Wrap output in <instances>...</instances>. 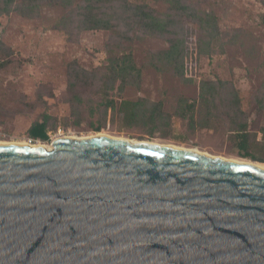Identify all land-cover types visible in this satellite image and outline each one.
Instances as JSON below:
<instances>
[{
	"label": "water",
	"instance_id": "obj_1",
	"mask_svg": "<svg viewBox=\"0 0 264 264\" xmlns=\"http://www.w3.org/2000/svg\"><path fill=\"white\" fill-rule=\"evenodd\" d=\"M0 264H264V169L108 135L0 144Z\"/></svg>",
	"mask_w": 264,
	"mask_h": 264
},
{
	"label": "rangeland",
	"instance_id": "obj_2",
	"mask_svg": "<svg viewBox=\"0 0 264 264\" xmlns=\"http://www.w3.org/2000/svg\"><path fill=\"white\" fill-rule=\"evenodd\" d=\"M146 3L158 13H165L167 0H130ZM218 17L223 47L214 43L210 54H199L196 25L185 22L188 52L183 80L150 65V53L168 48L166 38L130 32L132 40L123 41L124 52H132L142 69L140 86L128 85L104 95L99 85L83 87L80 113L73 112L69 101L70 66L77 64L89 72L101 74L108 64V44L119 39L125 27L118 30L84 31L78 40L54 27L66 13L61 5H43L37 17L18 13L0 16V40L10 49L9 63L0 67V143H30L28 129L44 112L52 116L48 141L33 143L50 145L58 137L82 138L97 134L136 141L156 142L194 150L223 159H240L264 164V109L257 94L264 91V12L263 0H185ZM80 0H76V3ZM237 34L235 41L228 42ZM0 52V61L5 59ZM204 80L228 81L237 90L240 110L244 112L251 132L249 151L257 158L242 157L238 139L232 132L231 120L219 111L211 115L200 99ZM146 98L161 101L172 115L170 125L143 119L127 125L119 106L122 100ZM181 98L195 102L194 123L174 112ZM113 100L115 108L106 112ZM206 124L207 127H204ZM97 127H102L97 130ZM17 142V143H16ZM19 142V143H18Z\"/></svg>",
	"mask_w": 264,
	"mask_h": 264
},
{
	"label": "trees",
	"instance_id": "obj_3",
	"mask_svg": "<svg viewBox=\"0 0 264 264\" xmlns=\"http://www.w3.org/2000/svg\"><path fill=\"white\" fill-rule=\"evenodd\" d=\"M169 7L165 13H158L146 3H134L130 0H0V16L18 13L33 18L40 14L43 5H61L66 13L55 23L54 27L63 31L70 41L78 40L84 31L118 30L125 27L119 34V39L110 42L111 52L108 64L101 74L89 72L76 63L70 66L69 101L73 112L80 113L83 101V87L99 85L100 91L108 95L118 84L120 90L128 85L140 86L142 69L137 66L132 52H124L123 41L132 40L129 35L133 30L152 34L167 39L166 49L150 53V65L158 71L169 72L183 80L185 77V57L188 52L185 22L196 25L199 54L210 55L214 51V43L220 41L223 47L222 29L218 17L212 11H204L187 3L185 0H167ZM264 4V0H263ZM264 22V12L261 16ZM237 34L228 42L235 41ZM0 52L5 53V59L0 61V67L9 63L11 55L5 43L0 40ZM200 99L207 105L208 112L213 110L226 115L232 124V132L238 139V147L242 157L257 158L249 151L251 132L244 112L240 110V98L233 84L228 81L204 80L200 86ZM257 103L264 109V91L257 94ZM195 102L181 98L175 110L180 117H188L191 125L194 123ZM105 110L115 108L113 100L105 105ZM119 111L127 125L139 124L141 120H153L170 125L171 114L166 113L161 101L152 102L146 98L121 101ZM52 116L44 112L28 129V135L33 140L48 141L50 120ZM204 127H207L204 124ZM102 127H97L101 130ZM264 132V128H263Z\"/></svg>",
	"mask_w": 264,
	"mask_h": 264
},
{
	"label": "bare ground",
	"instance_id": "obj_4",
	"mask_svg": "<svg viewBox=\"0 0 264 264\" xmlns=\"http://www.w3.org/2000/svg\"><path fill=\"white\" fill-rule=\"evenodd\" d=\"M101 135H103V134H97V135H92V136H101ZM92 136H88V137H92ZM70 138H74V137H70ZM121 139H123V138H121ZM123 140L129 141V142H138V141H136L134 139H123ZM148 143L154 144V145L174 147L172 145L158 144L156 142H150V141ZM0 144H6V142L5 143L4 142L3 143H0ZM9 144H13V142L12 143H9ZM16 145H30V146H36V147H44L45 149H48V150L52 149V143H51V146L50 145L48 146V145L42 144V143H35V144L34 143H25V144H16ZM175 148H177V147H175ZM227 160H229V159H227ZM229 161H231V162H248V163L254 164V165H256V166L264 169V164L258 163V162L245 161V160H240V159H232V160H229Z\"/></svg>",
	"mask_w": 264,
	"mask_h": 264
},
{
	"label": "built area",
	"instance_id": "obj_5",
	"mask_svg": "<svg viewBox=\"0 0 264 264\" xmlns=\"http://www.w3.org/2000/svg\"><path fill=\"white\" fill-rule=\"evenodd\" d=\"M33 141H34L33 139H30V141H29V142H30V143H33Z\"/></svg>",
	"mask_w": 264,
	"mask_h": 264
}]
</instances>
